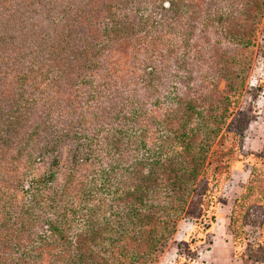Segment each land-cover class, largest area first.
Instances as JSON below:
<instances>
[{
    "label": "trees",
    "instance_id": "16d2710c",
    "mask_svg": "<svg viewBox=\"0 0 264 264\" xmlns=\"http://www.w3.org/2000/svg\"><path fill=\"white\" fill-rule=\"evenodd\" d=\"M263 10L264 0H0V264H156L193 193V225L209 228L250 119L238 103ZM42 18L44 76L21 67L39 59ZM9 33L35 44L6 47ZM164 73L172 91L160 95ZM263 88L264 75L251 97ZM38 132L49 138L38 153L68 148L25 186L18 158ZM250 157L229 229L245 236L259 209L253 251L264 264V152ZM33 209L46 215L42 234Z\"/></svg>",
    "mask_w": 264,
    "mask_h": 264
},
{
    "label": "rangeland",
    "instance_id": "374dc122",
    "mask_svg": "<svg viewBox=\"0 0 264 264\" xmlns=\"http://www.w3.org/2000/svg\"><path fill=\"white\" fill-rule=\"evenodd\" d=\"M22 14H33L28 10L22 12ZM38 17L32 15L27 18L26 21L36 20ZM56 17H54L55 19ZM51 20L42 18V24L38 25V28L43 30L42 40H37L39 43L36 46L39 49H34V54L37 55L39 59L33 62H27L26 60H21V67L24 68L29 64L39 65L43 71V76L45 73L46 65L51 62V49L46 44L48 43L50 33L48 29H51L49 23ZM23 26L26 27V23L23 22ZM13 38L10 42H6L7 46L10 47L13 44L29 46L35 44L32 42V37L25 39L24 43L20 42L22 33L16 36L14 33H9ZM23 37V36H22ZM8 43L9 46H8ZM35 48V47H34ZM5 48L3 50H6ZM263 51H264V10H263V31L259 37L258 46L253 55V61L247 76V87L249 92H243L239 98L238 108L243 111H248L250 119H248L244 125L243 137L241 140L239 159L235 160L231 164L232 174L228 181L221 187L218 193V201L215 206L216 218L209 228H203V224L198 227L193 225V220L197 217V211L199 208V195L193 193L192 198H190L186 212L184 213L183 219H181L176 227V231L172 235L171 239L168 241L166 247L161 253L156 264H261L260 259L257 258L258 254L253 251V242L257 234V226L259 221H261L262 213L258 209H253L250 211L247 222L244 224L243 231L245 236L240 234L235 240L230 233L229 229V216L230 209L234 200L240 194L244 182L248 174V162L250 161L251 154H261L264 152V88L257 92L256 97L252 98L251 93L255 91L256 81L261 79L264 75L263 72ZM62 56L71 59V55L66 51L61 53ZM152 56L151 61H160L159 56ZM128 59L127 62H131L135 58ZM124 57H120L119 66L122 71H126V64ZM143 62V61H142ZM135 62V63H142ZM52 63V62H51ZM171 71V67L168 72ZM167 72V73H168ZM50 73V72H48ZM162 84L160 86L159 94L167 95L169 91H172L171 85L172 76H167L164 73L162 76ZM4 79V78H3ZM4 83L3 87L4 88ZM218 89L223 88V81L220 80L217 84ZM121 95V94H120ZM119 95V96H120ZM39 111L37 107L36 112ZM33 117V116H32ZM23 124L27 126V122L24 121ZM17 141V138L15 139ZM49 142V138L46 133L38 132L33 140L30 142L29 146L35 147L33 152H26L21 154L18 159H21L18 170L23 174V185L27 186L30 182H33L34 178L38 175L41 176L45 173L47 177L46 169L52 165V161L55 156L59 155V150L64 151L68 148V144L60 143L57 149H52L50 152L38 153L39 148ZM19 141L13 142L17 145ZM60 162L63 161V157L60 156ZM19 161V160H18ZM62 165V164H61ZM7 176V173H5ZM4 176V172H3ZM59 178L58 173L54 171L53 179ZM17 203H22L20 200V195L16 196ZM26 203L28 202V197L26 196ZM13 207L7 209V212H3V217L13 218ZM33 213L37 216L34 223V230L37 234H42L45 228L44 222L46 220L45 213H42L38 209H33ZM213 250V256L202 257L201 252ZM212 251V250H211Z\"/></svg>",
    "mask_w": 264,
    "mask_h": 264
},
{
    "label": "crops",
    "instance_id": "0c3cea01",
    "mask_svg": "<svg viewBox=\"0 0 264 264\" xmlns=\"http://www.w3.org/2000/svg\"><path fill=\"white\" fill-rule=\"evenodd\" d=\"M211 250L205 251V252H201L202 257H210V256L212 257L213 256V250L215 251V248L214 249L212 248Z\"/></svg>",
    "mask_w": 264,
    "mask_h": 264
},
{
    "label": "built area",
    "instance_id": "2783aa9c",
    "mask_svg": "<svg viewBox=\"0 0 264 264\" xmlns=\"http://www.w3.org/2000/svg\"><path fill=\"white\" fill-rule=\"evenodd\" d=\"M203 264V263H202Z\"/></svg>",
    "mask_w": 264,
    "mask_h": 264
}]
</instances>
